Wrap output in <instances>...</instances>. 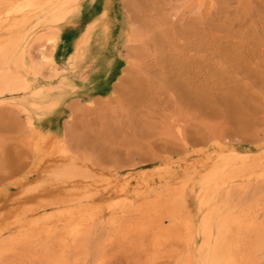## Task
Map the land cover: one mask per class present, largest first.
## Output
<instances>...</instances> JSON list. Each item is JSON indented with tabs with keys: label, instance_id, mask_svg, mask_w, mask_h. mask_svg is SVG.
Instances as JSON below:
<instances>
[{
	"label": "bare ground",
	"instance_id": "obj_1",
	"mask_svg": "<svg viewBox=\"0 0 264 264\" xmlns=\"http://www.w3.org/2000/svg\"><path fill=\"white\" fill-rule=\"evenodd\" d=\"M80 3L0 0V102L20 98L35 145L29 174L0 189V264H264V191L242 206L229 201L264 182V143L243 152L218 140L178 162L116 175L80 161L47 123L89 94L112 38L106 0L59 68L61 29ZM41 38L53 48L38 57Z\"/></svg>",
	"mask_w": 264,
	"mask_h": 264
},
{
	"label": "rangeland",
	"instance_id": "obj_2",
	"mask_svg": "<svg viewBox=\"0 0 264 264\" xmlns=\"http://www.w3.org/2000/svg\"><path fill=\"white\" fill-rule=\"evenodd\" d=\"M112 2V38L87 80L89 94L47 122L72 154L123 175L165 158L178 162L218 140L243 152L264 143V0ZM105 3L81 0L76 20L62 27L60 69ZM34 46L38 57L53 48L45 38ZM19 101L0 102V189L35 162L34 131ZM262 181L229 201L249 203L264 191Z\"/></svg>",
	"mask_w": 264,
	"mask_h": 264
}]
</instances>
